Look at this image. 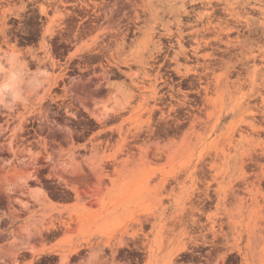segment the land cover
<instances>
[{"label":"rangeland","instance_id":"rangeland-1","mask_svg":"<svg viewBox=\"0 0 264 264\" xmlns=\"http://www.w3.org/2000/svg\"><path fill=\"white\" fill-rule=\"evenodd\" d=\"M103 1L0 0V264H264V0Z\"/></svg>","mask_w":264,"mask_h":264},{"label":"bare ground","instance_id":"bare-ground-1","mask_svg":"<svg viewBox=\"0 0 264 264\" xmlns=\"http://www.w3.org/2000/svg\"><path fill=\"white\" fill-rule=\"evenodd\" d=\"M102 1V0H101ZM106 1V0H105ZM105 1H103V2H105ZM242 1H244V2H246L247 3V1L249 2L250 0H242ZM85 2V1H84ZM102 2V3H103ZM93 3V2H92ZM231 2L230 1H228L227 0V2H226V7H224L225 9H226V11L227 10H230L229 12H230V14L232 15V17H234V19L236 20V22H233V21H229L228 19L227 20H225L226 21V24L227 25H230V24H232V26H230V27H226L227 28V31H231V30H233V29H236V30H238V27H237V23L239 22V18L237 17V13H233L234 12V6H230L231 4H230ZM98 4V3H97ZM88 5V4H87ZM108 5V4H107ZM84 6V5H83ZM91 6V5H90ZM85 7V6H84ZM83 7V8H84ZM178 7V6H177ZM213 7V6H212ZM86 8V7H85ZM89 8V11H90V7H88ZM95 8V7H94ZM99 8V7H98ZM209 7H207V9H208ZM215 9H213V10H215L216 11V7H214ZM88 10V9H87ZM237 10V9H236ZM42 11L43 12H46V7H42ZM96 11H97V8H96ZM173 15H174V19H173V21H172V23H174L176 26H177V34H178V38H177V41H178V44H179V50H178V52L175 54V56L173 57V59L175 60V61H177L178 60V57L180 56V55H182V56H185V58L187 59V60H193V59H191V57H190V55H188L187 53H188V51L190 50V49H192L193 50V54H196V52H197V50L200 48V47H202L203 46V43L202 42H204V44L205 45H207V44H209L210 43V41L209 40H212V39H214V40H216V39H218L219 37H220V33H216V35L215 36H213V37H211L210 38V36H209V38H206V36L204 35L205 34V32H207L208 31V29L209 30H211L210 29V27H207V31H204L205 29V27L203 28V31H204V33H203V36H199V31H198V29H192V31H191V33H194V35L190 38L191 39V41H193V42H195L196 43V45H192V44H190V47H187L184 43H182L181 42V40H183V28L185 27V24L186 23H184L183 21V19H182V17L183 16H189L190 14H191V12H190V10H187V9H181V8H173V10L172 11H170ZM200 12V11H199ZM92 13H93V11H92ZM91 12H90V14H92ZM89 14V15H90ZM96 14V13H95ZM97 15H98V13H97ZM212 15V14H211ZM214 15V14H213ZM96 16V15H95ZM136 16H137V19H138V13H136ZM191 17V16H190ZM202 17H203V14L200 12V13H198V17H196V18H199V19H202ZM154 20V21H153ZM153 20H152V24H150L151 26L148 28V29H146L144 32L145 33H147L148 34V38H151V37H153V36H155V35H157L156 37L158 38V40H157V42H155V46L156 47H158V49L159 50H161L164 46H165V44H164V41H163V38H169V39H171V37H172V35H174L173 34V31H172V28H171V26H170V23H171V21H165L163 18H162V16L160 15V13L158 12V11H155V12H153ZM232 20H233V18H232ZM81 21V20H80ZM224 21V22H225ZM186 22V21H185ZM211 22V21H210ZM190 25V24H189ZM198 25V24H197ZM96 26V25H95ZM187 26V25H186ZM188 27V26H187ZM137 29H140V27H136ZM158 28H159V30H158ZM193 28V27H192ZM131 29V28H130ZM137 29H131V31L132 32H134L135 30H137ZM160 30H163V32H161ZM221 30H224L223 28H221ZM128 32V31H127ZM202 32V31H201ZM156 33V34H155ZM190 33V32H189ZM127 34H129V32L128 33H125V35L123 36V38H122V41H124L125 40V37L127 36ZM191 35V34H190ZM155 39V38H154ZM211 44V43H210ZM174 44H170V46L172 47ZM125 47V46H124ZM123 47V48H124ZM122 48V49H123ZM121 49V48H120ZM159 50H158V52H159ZM111 52V51H110ZM123 52V51H122ZM137 53H139V55H140V57H143L144 56V53L143 52H141V51H137ZM192 54V55H193ZM112 56V55H111ZM196 56V55H195ZM127 57V56H126ZM125 57V58H126ZM196 59V58H195ZM134 60V59H133ZM189 60V61H190ZM109 61V60H108ZM125 61V60H124ZM199 64V63H198ZM205 68V67H204ZM191 69H189V71H190ZM193 70V69H192ZM179 72H180V70H178ZM194 71V70H193ZM196 72V71H195ZM201 74V73H200ZM205 75H207L206 73H204ZM201 75H203V74H201ZM207 77V76H206ZM200 80H202V77H200Z\"/></svg>","mask_w":264,"mask_h":264}]
</instances>
